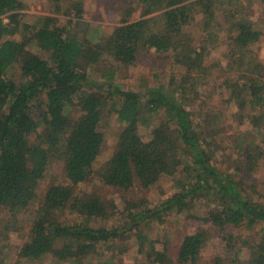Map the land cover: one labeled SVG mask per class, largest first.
<instances>
[{"label": "trees", "instance_id": "obj_1", "mask_svg": "<svg viewBox=\"0 0 264 264\" xmlns=\"http://www.w3.org/2000/svg\"><path fill=\"white\" fill-rule=\"evenodd\" d=\"M255 2L264 5V0H119L121 9H129L126 16L135 8L145 16L114 25L92 40L75 28L64 33L52 16L39 25L28 23L21 0H0V210L14 208L18 196L34 198L48 158L61 161L68 181L50 183L37 205L27 242L35 256L60 244V250L76 254L84 264H103L100 248L110 251L131 234L143 241L145 230L174 213L191 211L209 225L186 233L166 264H207L201 251L210 236L232 245L240 242L239 227L260 228L250 264H264V198L245 180L264 166V66L245 60L243 53L253 35L249 9ZM70 6L66 14H81L80 3ZM197 24L202 37L194 45L191 30ZM220 42L227 57L223 69L232 72L216 92L249 113L242 138L259 137L236 159L239 172L213 163L212 143L205 136L210 122L204 124L194 110L183 108L189 98L210 90L205 56ZM150 53L170 54L183 63V74L172 75L169 88L122 87L100 63L108 57L131 65ZM94 90L106 99L101 101ZM206 97L208 103L213 96ZM108 101L107 115L113 114L123 129L109 157L93 166ZM71 108L77 113L70 115ZM154 117L162 118L141 140L132 125L147 128ZM94 179L125 192L149 189L162 180L170 182L173 192L154 204L113 207L107 224L58 218L55 210L61 206L89 216L106 213L96 190L82 187ZM260 183L264 187V173Z\"/></svg>", "mask_w": 264, "mask_h": 264}, {"label": "rangeland", "instance_id": "obj_2", "mask_svg": "<svg viewBox=\"0 0 264 264\" xmlns=\"http://www.w3.org/2000/svg\"><path fill=\"white\" fill-rule=\"evenodd\" d=\"M25 5L23 20L33 25H39L43 18L52 16L64 33L72 29L80 30L89 39L104 37L114 25L125 23L130 20L145 16L138 8L133 9L128 16V7L121 9L119 0H21ZM73 2L80 3L82 12L79 16L67 13V8ZM74 12V11H71ZM250 19L252 24V37H250L243 53L244 59H254L264 66V5L255 2L250 6ZM192 43L198 45L202 32L198 24L191 30ZM18 38V37H17ZM218 45V46H217ZM210 47L206 54L205 63L208 66V76L205 86L212 85L210 90L205 89L200 96L191 97L184 102L183 108L192 109L203 123L210 122L205 136L211 145L213 163L227 172H236L240 156L246 145L250 142H258L259 137L255 134L241 136L246 131V118L249 113L246 110L239 111L230 99L222 100L223 93L216 92V88L222 85L230 71L224 70L227 57L224 54V43H218ZM29 47H26L27 50ZM24 50V51H25ZM102 67L108 72H113L112 78L115 83L125 88L148 89L152 87L169 88L170 79L173 76L180 78L183 74V63L179 58L167 54H146L139 61L131 65L121 64L112 58H103L100 61ZM183 66V68H182ZM104 70V71H105ZM233 75V74H232ZM17 78V73H13ZM174 87V86H173ZM217 90V91H218ZM221 92V91H220ZM101 101L106 99L104 92L94 90ZM213 96L207 103V95ZM177 100L182 98L178 93ZM109 101L104 103L106 127L98 135L101 146L98 154L92 156V165L103 163L110 155L123 124L115 119L113 114H108ZM77 113L76 108L70 109V115ZM204 113V114H203ZM162 117H154L150 120L147 128L132 125V129L139 135L141 140L149 137L155 122H160ZM44 124L38 126L37 132L42 133ZM61 161L56 158H48L44 175L40 180L34 198L25 196L17 197L14 208L5 207L0 210V264H84L74 253L60 250V244L35 256L27 247L31 228L36 218V208L41 197L50 183L68 184L63 175ZM239 172V171H237ZM264 166L250 173L245 180L254 183L260 196L264 198V187L261 185ZM98 180H91L82 186L88 192L96 190L104 202L105 214L87 215L85 210L71 209L61 206L55 210L61 220L72 218L89 219L93 225L107 224L110 221L113 207L123 209L137 202L154 204L160 198L166 197L173 192L170 182L160 181L149 189L131 191L117 190L101 186ZM87 215V216H86ZM209 224L204 222L199 212L182 211L174 213L164 219L161 224L145 230V239L137 241L134 235L123 237L115 243L110 251L106 247L100 248V260L103 264H166L168 259H174V251L186 233L202 232ZM261 230L254 227L249 230L245 227L235 229V233L241 236L240 242L229 244L215 236H210L202 251V261L207 264H250L253 257V247L261 237ZM241 245V247H240ZM209 262V263H208ZM90 264H93L92 262ZM204 264V263H203Z\"/></svg>", "mask_w": 264, "mask_h": 264}]
</instances>
